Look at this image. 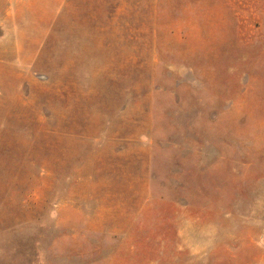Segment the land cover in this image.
Wrapping results in <instances>:
<instances>
[{
  "label": "rangeland",
  "instance_id": "rangeland-1",
  "mask_svg": "<svg viewBox=\"0 0 264 264\" xmlns=\"http://www.w3.org/2000/svg\"><path fill=\"white\" fill-rule=\"evenodd\" d=\"M0 264H264V0H0Z\"/></svg>",
  "mask_w": 264,
  "mask_h": 264
},
{
  "label": "crops",
  "instance_id": "crops-1",
  "mask_svg": "<svg viewBox=\"0 0 264 264\" xmlns=\"http://www.w3.org/2000/svg\"><path fill=\"white\" fill-rule=\"evenodd\" d=\"M2 66H8V65H6V64H2Z\"/></svg>",
  "mask_w": 264,
  "mask_h": 264
}]
</instances>
